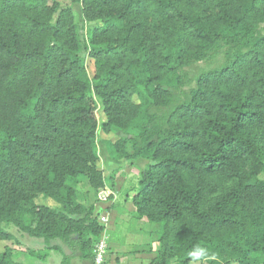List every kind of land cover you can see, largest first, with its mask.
Instances as JSON below:
<instances>
[{
  "label": "trees",
  "instance_id": "1",
  "mask_svg": "<svg viewBox=\"0 0 264 264\" xmlns=\"http://www.w3.org/2000/svg\"><path fill=\"white\" fill-rule=\"evenodd\" d=\"M96 98L103 132L136 130L116 159L149 162L131 202L159 227L150 264H264V0H0V243L13 226L37 259L93 255L104 226L79 184L116 175Z\"/></svg>",
  "mask_w": 264,
  "mask_h": 264
},
{
  "label": "crops",
  "instance_id": "2",
  "mask_svg": "<svg viewBox=\"0 0 264 264\" xmlns=\"http://www.w3.org/2000/svg\"><path fill=\"white\" fill-rule=\"evenodd\" d=\"M144 164L146 168L148 163ZM104 176L106 178L105 173ZM85 189L89 193H96L87 184ZM110 191L113 198L111 201H103L100 198L94 205L98 218L106 217L108 219L106 225L99 222L104 226L101 237H105L108 244L105 264H150L160 249V244L156 240L159 227L149 223L146 219H134L136 209L131 202V198L135 195V192H130L127 198V200H130L131 205H127V203L126 205H114L117 200V194H119L118 189H116V183L115 191H112L107 185L105 189L97 193H110ZM114 193L115 195L113 196ZM46 206L56 207V205ZM9 233L11 234V232ZM12 236L14 238L11 241H7V246L13 251L17 262L21 264H62L63 256L57 250L51 251L45 259H37L29 254L30 251L43 253L47 247L43 240L31 239V237L19 231ZM92 254L91 257L87 256L84 258L77 255L72 258L71 264H93L94 250Z\"/></svg>",
  "mask_w": 264,
  "mask_h": 264
},
{
  "label": "rangeland",
  "instance_id": "3",
  "mask_svg": "<svg viewBox=\"0 0 264 264\" xmlns=\"http://www.w3.org/2000/svg\"><path fill=\"white\" fill-rule=\"evenodd\" d=\"M73 12L75 15V19L79 24H85L82 17V9L80 5H73ZM97 23L93 24H85V32H87L95 27ZM86 69L89 74L90 79L92 80L95 76L96 67L95 62L90 57H86ZM98 102V111L96 113V117L99 123V130L97 132V148H98V155H99V163L98 167L105 173L106 178L108 179L112 174L116 173L114 181L116 183V189H118L119 194H117V200L115 201L114 205H131L130 200H127L126 195L130 192H135L138 187V183L140 180V173L145 168L144 163H148V161H137L129 164H125L124 161L120 158L119 160L116 159L113 151L115 149V145L126 136L135 134L136 130H131L129 132H121V131H114L111 133H105L100 129L102 123L107 120V117L104 113L103 101L99 98H96ZM135 102L140 103V99L135 97ZM127 151H130V147L128 146ZM108 187L111 188V182L109 179L107 180ZM86 181L81 180L78 188V198L81 200L82 204L89 205L91 203H96L100 200L103 201L112 200L111 191L105 193H89L85 189ZM107 191V190H106ZM112 191H115L113 189ZM115 193L113 194V196ZM129 201V203H128ZM37 204L40 205H56L52 201L44 200L43 197H39L37 199ZM57 206V205H56ZM5 230L9 233L11 232L12 235L17 233V229L13 226L5 227ZM14 238V236H12ZM32 239V238H31ZM157 239V238H156ZM34 240V239H33ZM97 243V242H96ZM8 242L4 241L0 243V252H4L8 248ZM13 245V244H12ZM95 247V246H94Z\"/></svg>",
  "mask_w": 264,
  "mask_h": 264
},
{
  "label": "built area",
  "instance_id": "4",
  "mask_svg": "<svg viewBox=\"0 0 264 264\" xmlns=\"http://www.w3.org/2000/svg\"><path fill=\"white\" fill-rule=\"evenodd\" d=\"M99 222L103 225L108 223V219L106 217H99ZM108 254V244L105 237H100L98 242L95 244L94 247V260L93 264H105L106 257Z\"/></svg>",
  "mask_w": 264,
  "mask_h": 264
}]
</instances>
